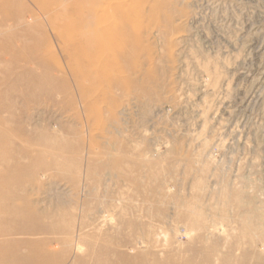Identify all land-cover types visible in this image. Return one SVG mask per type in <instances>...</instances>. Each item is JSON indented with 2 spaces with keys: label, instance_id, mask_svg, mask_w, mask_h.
Returning a JSON list of instances; mask_svg holds the SVG:
<instances>
[{
  "label": "rangeland",
  "instance_id": "374dc122",
  "mask_svg": "<svg viewBox=\"0 0 264 264\" xmlns=\"http://www.w3.org/2000/svg\"><path fill=\"white\" fill-rule=\"evenodd\" d=\"M0 178L52 264H264V0H0Z\"/></svg>",
  "mask_w": 264,
  "mask_h": 264
},
{
  "label": "bare ground",
  "instance_id": "6f19581e",
  "mask_svg": "<svg viewBox=\"0 0 264 264\" xmlns=\"http://www.w3.org/2000/svg\"><path fill=\"white\" fill-rule=\"evenodd\" d=\"M123 6L117 4L113 7L117 18L121 21L131 18L130 13L122 12ZM6 157L8 160H13V152H8ZM2 159L7 161L5 158ZM10 162L8 161L7 165L11 164L10 166H12L13 162ZM11 174L13 175V173ZM28 197H20L13 189V184H1L0 178V264H52V261L58 259V255L55 256L44 239L17 241L13 238V235L19 233L35 235L38 232L48 231V228L40 225L41 222L39 224L45 214L36 212ZM19 200L21 201L19 202ZM33 222L36 224L35 226L32 225ZM58 228L55 227V229ZM95 245L96 243H93L90 247ZM106 246L108 244L104 243L100 249L109 250L110 248ZM23 248L26 249V252H22ZM76 248L77 251H82L83 245L78 243Z\"/></svg>",
  "mask_w": 264,
  "mask_h": 264
}]
</instances>
